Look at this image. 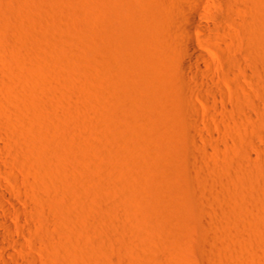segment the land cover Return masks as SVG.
I'll list each match as a JSON object with an SVG mask.
<instances>
[{
	"label": "rangeland",
	"instance_id": "rangeland-1",
	"mask_svg": "<svg viewBox=\"0 0 264 264\" xmlns=\"http://www.w3.org/2000/svg\"><path fill=\"white\" fill-rule=\"evenodd\" d=\"M231 3L194 32L210 57L203 25L225 27L220 49L263 48L264 0ZM181 15L0 0V264H264V73L242 55L244 87L223 69L202 107L178 67Z\"/></svg>",
	"mask_w": 264,
	"mask_h": 264
},
{
	"label": "bare ground",
	"instance_id": "bare-ground-1",
	"mask_svg": "<svg viewBox=\"0 0 264 264\" xmlns=\"http://www.w3.org/2000/svg\"><path fill=\"white\" fill-rule=\"evenodd\" d=\"M175 4L177 5V9L180 8L182 12V19L181 20V31L184 37V39H181V46L185 44L186 47H184V50L186 48V56L184 58L181 57L177 61L178 67L180 66L181 70L185 72L187 81L190 80L193 86L196 89H189V93L191 96L199 98L200 105L202 107H207L208 109H213V105L209 99V97L204 94L203 90H208L211 92L212 96L220 95L222 94V91L220 90L219 86L212 87L209 84H217L219 79V72L224 69L226 71L225 77L228 79V86L230 87H244L242 85V82L238 78L235 72V66H238L240 69H242L247 75H250V68L247 67L241 57L242 55H249L253 58V63L257 70L261 73H264V58L262 56L264 50V43L263 48L257 49H250L248 51L240 50L237 52H231L229 50L220 49V42H222V38L220 37V34L224 32L227 34V31L224 26L220 27H213V26H205V31L210 33V36L213 40V42L210 44L211 49L213 50L212 57L207 55L200 47L196 44V37H195V31L198 29L197 27L201 26L202 23L200 21L201 15H205L208 17H211L214 20H218V14L222 10H227L230 13H238V9H241L242 6H238L241 8H236L235 5L231 3V0H174ZM214 5V8L211 9V7ZM243 25V23H241ZM228 42L229 49L234 48L233 40L231 38H226ZM264 42V41H263ZM184 53V54H185ZM264 55V54H263ZM223 60V62H221ZM221 62L222 65H218V62ZM227 75V76H226ZM229 75L232 76L233 79L227 78ZM183 76V78H186ZM185 80V79H184ZM186 81V82H187ZM197 103L190 101L188 102V107L191 110V112L197 116L200 117L203 122H207V118L204 116L202 112V108ZM249 105L252 106L254 109H259V102L253 99L251 96H249ZM215 112V111H214ZM217 112L213 113V117L217 120H219ZM208 126L211 127L210 123H206ZM256 146V145H255ZM257 148V146H256ZM249 155V153H247ZM1 183V181H0ZM5 224L7 226H10L11 224L5 220ZM2 238V237H1ZM7 254V252L5 253ZM10 253H8L9 255ZM1 258L4 257L0 255Z\"/></svg>",
	"mask_w": 264,
	"mask_h": 264
}]
</instances>
